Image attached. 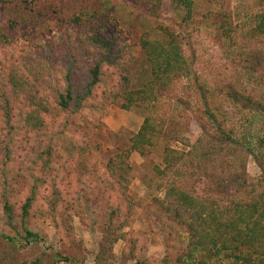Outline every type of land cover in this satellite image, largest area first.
<instances>
[{
    "label": "rangeland",
    "instance_id": "1",
    "mask_svg": "<svg viewBox=\"0 0 264 264\" xmlns=\"http://www.w3.org/2000/svg\"><path fill=\"white\" fill-rule=\"evenodd\" d=\"M87 7L98 8L100 15L94 20H85L83 15L82 22L75 23L73 19L81 17ZM158 13L150 15L142 0H11L0 6V29L9 39L8 44H0V69L15 65L30 76L42 73L36 84L46 96L65 89L68 69L76 86L87 81L86 70L97 58L91 46L77 44L87 33L104 27L130 52L120 62L122 70L103 66L101 84L82 110L60 112L46 134L37 138L35 151L25 146L14 149L7 167L14 178L10 197L14 216L10 220L5 215L0 198V264H30L36 259L42 264H59V256L66 254L82 264H134L137 260L164 264L168 253L167 264H180L176 258L187 244L185 228L171 223L172 210L161 201L170 186L224 208L236 201L264 198V35L253 32L259 15L264 14V0H193L187 20L183 10H174L169 0H162ZM163 28L177 37L188 70L164 87L145 110L125 109L123 99L111 92L116 90L118 75H128L130 89L149 80L140 39L144 34L158 37ZM48 64L44 74L41 68ZM149 112L162 131L145 147L143 156L131 150L126 157L122 153L129 150ZM12 122L16 125V118ZM63 123L67 135L87 147L73 167L80 170L85 165L90 171L87 178L104 182L112 192H90L66 218L54 220L34 212L35 206L24 226L38 232L42 241L25 243L19 207L28 192L29 170L37 167L31 161L46 145L55 143L54 148L59 149L56 132L64 128ZM13 132L0 110V141L24 135ZM167 150L182 158L166 170ZM115 155L125 156L130 166L122 194L107 170ZM66 183L74 184V178L68 177ZM49 190H40L38 206H44L42 196ZM109 219L111 234L106 233ZM117 230L123 236L114 240ZM6 235L18 244L8 245ZM225 259L221 253L211 263ZM184 264L192 263L187 260Z\"/></svg>",
    "mask_w": 264,
    "mask_h": 264
},
{
    "label": "trees",
    "instance_id": "2",
    "mask_svg": "<svg viewBox=\"0 0 264 264\" xmlns=\"http://www.w3.org/2000/svg\"><path fill=\"white\" fill-rule=\"evenodd\" d=\"M10 1L0 0V6ZM20 1L29 2V0ZM142 1L147 6L150 15L157 14L162 7V0ZM169 1L172 9H180L185 12L184 20L191 18L193 0ZM82 12L81 17L76 16L73 19L75 23L82 22L83 15L85 20L91 17L94 20L100 15L98 8L87 7ZM225 25L224 22L222 27ZM162 30L165 34L163 33L158 37L144 34L140 39V47L149 65V80L137 89H130L131 82L128 75H118L116 90L111 92L114 96L123 99L122 107L125 109L134 107L140 111L145 110L147 105L158 99L160 91L164 87L167 88L173 79L181 77L188 70L177 37L168 28ZM253 32L264 35V14L259 15ZM225 33L227 37H231L230 30ZM82 38L83 41H78L77 44L80 47L91 46L96 51L97 58L88 66L86 70L87 81L81 86L75 85L71 78L70 69H68L65 75V89L56 90L53 95L46 96V93L41 91V86L36 84L37 79L40 77L42 79V73L37 72L30 76L15 65L0 69V110L2 117L9 130L14 131L13 134L18 131L24 134L20 139L9 138L6 143L0 141V151L3 154L2 159H0V198L4 201V213L10 220L14 216L13 204L10 202V197L14 194L11 185V180L14 178L9 176L10 172L7 167L13 159L14 149L22 150L25 146L35 151L37 138L46 134V128L49 127L51 121L57 119L60 112L77 113L82 110L84 102L92 95L93 89L101 84L103 66L122 70L120 62L124 60L127 53L130 54L127 45L120 42L114 34H108L104 27L96 29L91 34L87 33ZM8 40V37L0 29V44L6 45ZM50 64L41 68L44 74ZM110 100L113 101V99ZM205 113L209 118H213L209 110H206ZM12 118H16V125L13 124ZM63 125L64 128L56 132L55 140H60L59 149L54 148L57 146L55 143L46 145L31 161L32 167H37L29 170L28 192L19 207V216L24 233L21 239L25 243L42 241L38 232L24 226L35 206L37 209L34 212L46 214L55 220L59 216L68 217L69 213L76 208V202L81 201V199H88L91 196L90 192H98L103 195L112 192L111 187L104 182L97 181L94 177L87 178L88 175L85 174L90 171L85 165L80 170L78 167H73V162L82 159L87 153V147L70 138L66 133L67 125L64 123ZM161 131L162 125L149 112L145 115L139 131L132 137L129 150L122 154L127 157L132 150L143 156L145 147L152 145L153 137ZM125 156L115 155L107 165L108 173L118 184L121 194L126 188L127 175L130 169L127 161H125ZM181 158L169 150L165 151V169H173ZM45 161H47L46 165ZM36 169L38 173H35ZM68 177L74 178V184H70L73 188L66 183ZM62 183H66L63 188L59 186ZM90 185L96 187L91 188ZM42 188H49L51 191L43 193L44 206H38ZM161 201L162 203L166 202L167 207L172 210L171 223L185 228L187 235L185 250L181 257L176 258L178 263L184 264L185 261L189 260L192 264H264L263 195L252 197L248 201H236L232 206L224 208L219 205L206 204L200 197L172 185L166 190L165 198ZM78 204L80 205V202ZM78 204L77 206H79ZM112 211H115V208ZM109 220L106 229L107 234H111L112 231L109 228L111 219ZM122 236L117 230L113 239L118 240ZM4 239L8 245L15 246L18 244V241L11 236L6 235ZM19 243L24 245L22 241ZM221 253L225 255L226 259L211 263L212 259L215 260ZM59 257V264H82V261L72 254ZM169 258L168 253L164 259V264H167ZM19 264L29 263L23 261ZM30 264H42V260L36 259ZM134 264H141V262L137 260Z\"/></svg>",
    "mask_w": 264,
    "mask_h": 264
}]
</instances>
